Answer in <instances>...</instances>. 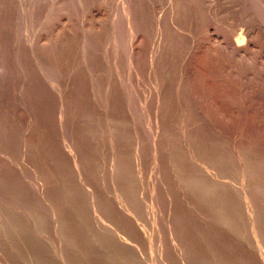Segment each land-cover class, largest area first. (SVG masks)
Masks as SVG:
<instances>
[{"label":"rangeland","instance_id":"1","mask_svg":"<svg viewBox=\"0 0 264 264\" xmlns=\"http://www.w3.org/2000/svg\"><path fill=\"white\" fill-rule=\"evenodd\" d=\"M0 264H264V0H0Z\"/></svg>","mask_w":264,"mask_h":264},{"label":"clouds","instance_id":"2","mask_svg":"<svg viewBox=\"0 0 264 264\" xmlns=\"http://www.w3.org/2000/svg\"><path fill=\"white\" fill-rule=\"evenodd\" d=\"M246 43H247V39L243 34V29H241L240 34L235 37V44L237 47H243L245 46Z\"/></svg>","mask_w":264,"mask_h":264}]
</instances>
